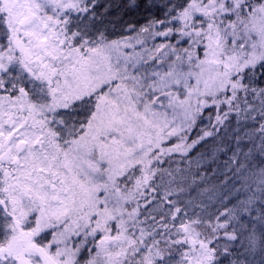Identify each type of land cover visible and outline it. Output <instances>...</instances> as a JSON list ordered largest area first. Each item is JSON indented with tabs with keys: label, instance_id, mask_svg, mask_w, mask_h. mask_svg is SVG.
<instances>
[{
	"label": "snow or ice",
	"instance_id": "1",
	"mask_svg": "<svg viewBox=\"0 0 264 264\" xmlns=\"http://www.w3.org/2000/svg\"><path fill=\"white\" fill-rule=\"evenodd\" d=\"M0 264H264V0H0Z\"/></svg>",
	"mask_w": 264,
	"mask_h": 264
}]
</instances>
